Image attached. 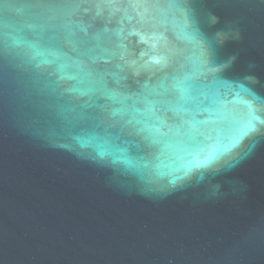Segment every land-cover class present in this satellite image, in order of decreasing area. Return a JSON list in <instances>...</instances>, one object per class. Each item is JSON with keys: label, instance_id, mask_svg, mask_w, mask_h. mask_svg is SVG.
Listing matches in <instances>:
<instances>
[{"label": "water", "instance_id": "obj_1", "mask_svg": "<svg viewBox=\"0 0 264 264\" xmlns=\"http://www.w3.org/2000/svg\"><path fill=\"white\" fill-rule=\"evenodd\" d=\"M0 264H264V0H0Z\"/></svg>", "mask_w": 264, "mask_h": 264}]
</instances>
